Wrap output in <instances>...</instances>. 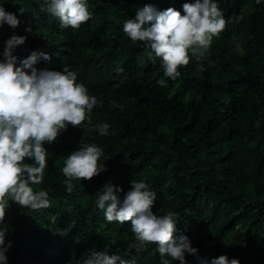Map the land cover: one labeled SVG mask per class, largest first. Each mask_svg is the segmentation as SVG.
I'll return each mask as SVG.
<instances>
[{"label":"trees","instance_id":"1","mask_svg":"<svg viewBox=\"0 0 264 264\" xmlns=\"http://www.w3.org/2000/svg\"><path fill=\"white\" fill-rule=\"evenodd\" d=\"M42 2L0 0L20 21L15 30L0 27V61L11 36H26L13 55L22 60L42 49L52 59L38 69L62 71L66 65L77 72L78 82L102 101L92 124L108 123L115 135L69 125L45 145L50 155L44 182L33 187L49 193L52 207L31 211L10 202L0 224L12 245L7 264H82L90 250L105 248L126 264H162L154 244L139 254L130 250V222L108 223L95 205L107 182L126 192L131 179L146 181L156 192L154 213L179 214L175 235L188 236L201 258L186 254V264L221 255L264 264V0H217L226 18L243 19L214 39L203 74L193 61L175 81L163 75L149 49L124 34L123 23L145 4L183 12V3L194 0H88L93 16L79 31L61 28L58 19L40 11ZM117 66L124 68L122 75ZM85 143L102 148L106 171L75 181L69 195L61 183L64 159Z\"/></svg>","mask_w":264,"mask_h":264},{"label":"clouds","instance_id":"2","mask_svg":"<svg viewBox=\"0 0 264 264\" xmlns=\"http://www.w3.org/2000/svg\"><path fill=\"white\" fill-rule=\"evenodd\" d=\"M244 8L242 5L241 10ZM182 10L173 7L159 10L145 4L137 9L134 19L128 18L123 23L124 34L133 43L141 42L149 49L150 57L154 54L160 60L163 75L173 81L181 77L179 69L193 61L196 73L203 74L206 69L202 61L210 54L214 39L220 37L228 24L243 19L242 16L226 18L217 0L185 2ZM40 11L58 19L61 28L73 31H79L93 16L88 0H43ZM4 24L15 30L20 21L0 6V27ZM26 39V36H11L5 42L0 61V224H5L10 202L31 211L52 207L49 193L33 186L44 182L50 155L45 145L54 143L69 125L81 129L93 127L103 137L115 135L108 123L92 124L93 109L102 107V101L78 82L77 72L66 65L62 71L38 69V63L52 59L42 49L32 51L22 60L13 55L14 49ZM237 51H242L239 45ZM114 71L122 75L125 70L117 66ZM160 83L166 86V81ZM112 106L123 110L115 102ZM103 156L102 148L95 143H85L66 156L61 169L65 179L61 183L67 194L73 193L75 181H91L106 171L105 163L100 162ZM130 185L125 192L122 186L109 181L95 194V205L103 211L108 223L130 222L134 240L128 248L139 254L154 244L162 264H169L167 257L186 264V254L201 259L188 236L175 235L179 214L169 211L157 215L153 212L157 194L148 183L131 179ZM50 217L49 224L53 223ZM6 234V229L0 228V264H7L6 253L12 246L10 241L6 242ZM82 264L126 262L117 254L109 255L105 248L104 251L90 250ZM202 264H240V261L221 255L210 261L205 259Z\"/></svg>","mask_w":264,"mask_h":264},{"label":"rangeland","instance_id":"3","mask_svg":"<svg viewBox=\"0 0 264 264\" xmlns=\"http://www.w3.org/2000/svg\"><path fill=\"white\" fill-rule=\"evenodd\" d=\"M50 219H52V217H50ZM50 223V222H49Z\"/></svg>","mask_w":264,"mask_h":264}]
</instances>
